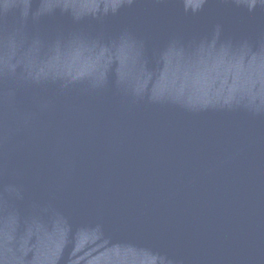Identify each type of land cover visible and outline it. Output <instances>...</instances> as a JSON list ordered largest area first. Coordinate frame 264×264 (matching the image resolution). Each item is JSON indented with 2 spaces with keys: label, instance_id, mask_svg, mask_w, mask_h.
Wrapping results in <instances>:
<instances>
[{
  "label": "water",
  "instance_id": "1",
  "mask_svg": "<svg viewBox=\"0 0 264 264\" xmlns=\"http://www.w3.org/2000/svg\"><path fill=\"white\" fill-rule=\"evenodd\" d=\"M0 264H264V3L0 0Z\"/></svg>",
  "mask_w": 264,
  "mask_h": 264
},
{
  "label": "clouds",
  "instance_id": "2",
  "mask_svg": "<svg viewBox=\"0 0 264 264\" xmlns=\"http://www.w3.org/2000/svg\"><path fill=\"white\" fill-rule=\"evenodd\" d=\"M260 3H264V0H260Z\"/></svg>",
  "mask_w": 264,
  "mask_h": 264
}]
</instances>
